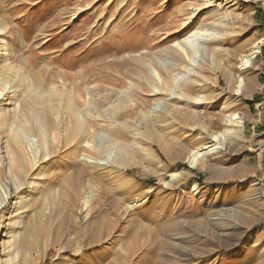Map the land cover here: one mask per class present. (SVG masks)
Masks as SVG:
<instances>
[{"label": "rangeland", "instance_id": "374dc122", "mask_svg": "<svg viewBox=\"0 0 264 264\" xmlns=\"http://www.w3.org/2000/svg\"><path fill=\"white\" fill-rule=\"evenodd\" d=\"M92 13L96 16L89 28L72 39L70 34ZM55 20L58 26H46ZM0 25V67L8 69L6 79L20 81L37 95L53 96L49 116L39 122L19 110L12 84L0 88V105L5 103L10 112L11 146L0 135V170L6 153L23 167L19 178L6 162L0 176V264H24L25 257H39L34 264H141L143 258L264 264V0H0ZM27 25H35L34 55L23 49ZM184 44L192 48L190 57L182 55ZM170 60L180 64L176 75L169 70ZM72 61L83 73L76 112L85 135L67 152L65 124L73 88L62 77H49L50 86L37 90L34 77H46L48 67ZM140 62L156 77L146 81L148 97L135 100L130 79L125 86H113L110 79ZM190 62L195 67L187 74ZM163 77L169 89L151 93ZM196 77L195 92L185 93L180 85ZM195 98L205 101L190 103ZM220 104H228L225 112L210 110ZM218 114L232 116L235 126H226ZM109 138L111 144H105ZM99 144L105 155L127 144L132 151L124 156L128 167L115 166L99 183L86 175L75 214L65 224H51L47 195L65 190L76 161L106 164L107 158L96 160ZM81 148L85 154L79 157ZM193 152L205 159L200 166L192 165ZM18 184H24L23 191L16 190ZM194 185L199 189L193 191ZM103 189L117 199L99 213ZM38 206L42 219L58 226L46 247L37 236L39 244L25 249L20 238L26 223L35 221ZM103 215L116 222L109 238L101 241L96 235L87 241L83 236L79 243L77 230ZM160 221L171 224L166 231L174 250L155 256L157 243L152 242L160 237ZM140 233H146L142 239L148 242L129 261L118 263Z\"/></svg>", "mask_w": 264, "mask_h": 264}, {"label": "bare ground", "instance_id": "6f19581e", "mask_svg": "<svg viewBox=\"0 0 264 264\" xmlns=\"http://www.w3.org/2000/svg\"><path fill=\"white\" fill-rule=\"evenodd\" d=\"M95 16H96V13H92L91 15H89V20L87 22L82 23L80 26H78L77 29L75 30L76 33L73 35L70 34V37L74 40H77L79 38V34H81L82 32L86 31L89 28V24L91 21H93L95 19ZM49 25L58 26L59 22H57V20L51 21V22L49 21L46 26H49ZM33 26H35V25H30V26L27 25L26 31L23 32V37H25V39H24L25 42H23V45H24L23 49L27 48L26 52H29L31 55H34L36 52V49L33 47L32 41H31L33 38V35H34V30L31 29ZM44 26H45V24H44ZM34 29H35V27H34ZM3 30H4L3 27L0 28V34H1V32H3ZM65 36L66 35H63L62 37H65ZM61 44H62V40L58 39L56 47H58L59 50L62 49L60 47ZM177 44L180 46L179 43H175L174 46ZM178 45H177V47H178ZM188 45L184 44L182 55L184 54V55H187L188 57H190L192 55V48H191V46H188ZM212 48L207 47V48H205V50L211 52V50H214ZM73 49H75V47H72L69 51H71ZM76 50H78V49H76ZM254 55H255V53H253V56ZM184 59H185V57H183V56L180 57V60H184ZM175 62H173L172 60L168 61V65L170 68L169 70H171L172 74H174V75L179 73L178 70L180 69V64L175 63ZM2 63H4V62H2ZM2 63H0V64H2ZM190 63H189L190 66H189L187 74H190L195 67V64H193V62H190ZM139 64L140 65L137 68L130 69L129 71H126V72L124 71V74H122L121 77L119 76V77L115 78L114 80L113 79H110V80H112L111 82H112L113 86H117V85L125 86L126 80L130 79L132 81V86L135 87V89L133 91V98L135 100H139V99L144 100L145 97H148V93L150 92V86L148 83H146V81H150V80L155 81L156 76L153 74V72L151 73L149 69L143 67V63L140 62ZM61 66H63L62 68H65L66 71H62L60 68ZM76 66H77V61H72L71 63L66 64V65L64 63H57L56 66L48 67L47 69L44 70L46 77H41V76L34 77V84H35V87L37 88V90L46 89L48 86H50L49 77L50 78L62 77L65 80H68L70 82V85L73 88V90L71 91L70 97H69L70 100L68 101L67 120H66V124H65V128H66V131L68 133L67 139L65 141L66 146L68 147L67 152H71V150L74 148L73 145L75 143H79L80 140H82L84 135H85L84 127L81 124L80 117L76 112L77 106H79L81 104V100H80L81 97L77 96L76 92L78 94H80V92L83 90L82 85L79 84L78 80H80V78L82 76L81 74H83V73L79 70L77 71ZM191 66H192V68H190ZM7 73H9L8 69L1 66L0 67V88H2V85L6 82L10 83V85L12 84V87L14 86V88H15L14 98H15V100H18V102H19V104H18V106L20 107L19 110L25 111L28 114V116L30 118H32V120H34V121H39V120L41 121V118H44L49 112L47 104H48V101L52 100L53 96L52 95L40 96L39 94L37 95L31 91L29 86L21 84L20 81L17 80L14 82L11 77H10V80L9 79L7 80L5 77V75ZM39 73H41V71H39ZM169 74H171V73H169ZM40 75H42V74H40ZM197 78L198 77H196V79L191 78L189 83L184 82L180 85V87L182 86L185 93L191 94L193 91L195 92L194 85L197 84ZM164 79H165L164 77H163V79H161L162 84L159 86L160 88L152 90L151 93L156 94V93H160L161 90L164 91V90L169 89L167 84H165ZM179 79L180 78H178V80ZM5 80H7V81H5ZM136 88H138L140 91H137ZM89 92H90L89 94H91L92 91H89ZM100 101L101 100L99 98H97L96 102H100ZM198 101H199V103H203L205 101V99L199 98V99L190 101V103L196 105V104H199V103H197ZM12 103H13V101H12ZM132 103H135V102L133 101V102H130L129 104H132ZM4 104L0 105V111L5 110L1 114V117H0V135L3 139L5 138L6 139L5 142H7V137H8L7 136V134H8V121H7L8 119L7 118L10 115V112L7 111L9 109L4 108L5 107ZM164 105H166V103H164ZM227 106H228V104H227ZM227 106L225 104H220L218 107L216 106L214 108H211L210 110H213V111L220 110L223 112L224 110L227 109ZM16 110H15V112H16ZM51 111H52V109H51ZM51 111H50V113H51ZM14 113H12V114H14ZM163 114H164V112H163ZM210 114L211 113H208V115H210ZM196 115H198V114H196ZM222 115L220 116V114H218V116H220L222 118V120L224 121L226 126H228V127L235 126V122L233 121L235 119H233L232 116H230V117L224 116L223 117ZM24 116H26V115H24ZM47 116H49V114ZM200 118H205V117H200ZM12 120H15V119L13 118ZM27 122H29V121H27ZM10 124H12V123H10ZM17 124H19V123H17ZM13 125H15V124H13ZM21 125H23V124H21ZM210 128H213L212 125H210ZM152 131H153V129H152ZM24 133H25V131H24ZM17 138H15V139H17ZM215 138H217V137H215ZM20 140H21V138H20ZM0 141H1V139H0ZM107 141L108 142H105V144L109 143V142L111 144L112 139L109 138ZM217 144H220V142L215 143L214 145H211V146H206L204 149H209L210 147H213ZM11 145H13V144H11ZM8 146L11 147L9 143H8L7 147ZM10 150H9V152H10ZM83 150H84V148L80 149V156L79 157H82L81 155L85 154L83 152ZM95 150L97 151L96 155L100 158V159H96V160H102L104 158H107L108 162L106 164L100 165L101 163L97 162L96 164L93 163V164H88V165L82 166L81 162L79 163L76 161V168L74 169V172H72V174L70 175L72 177V179L69 180V184H68V186H66L65 190H64V188H62L58 191V193L56 195L55 194L54 195H52V194L47 195L48 203L51 204V206H50V218L53 219L51 224H54L56 222H58V224L61 223V225L65 224L67 222L68 218L71 217V214H75V211L78 207V204H79V201H80V198L82 195V190L84 189L86 182H87L86 175L90 176L89 177L90 181L99 183L101 180H103L108 175V173L109 174L113 173L112 170L115 169V166L120 167V168L128 167L124 156L126 154L127 155L131 154L132 151L127 144H124V145L122 144V146H120L119 150H117V149L110 150L109 153H107V155H105V151L103 149L102 144H99L98 148H95ZM121 153H124V154H121ZM7 154L8 153H6L4 155V161L2 160L3 166L0 170V176L2 175V173H4V171H5L4 167L6 166L5 163L7 162L8 165H10L12 172H14L16 175H18L19 178H21V176L23 175V167L19 165L18 160H16L13 157L11 159V156L9 157V154L8 155ZM192 154H193V159H192L193 164L192 165L195 167H197L198 165L200 166L203 158L200 157L199 152H197V153L193 152ZM116 183L120 184L121 186L124 185V182L119 180V179L116 180ZM18 185H16V190H22L24 188V184H18ZM198 189H199V187L194 185L193 191H196ZM114 196L115 195L112 194L110 191L106 192V190L103 189V191H101L98 195L100 202L96 208L97 211L99 213H102V212H106L109 208H111L112 201L115 202L117 199V197L114 198ZM127 197H128V194L125 193L123 195L122 200L125 201L127 199ZM39 207L40 206H38V209L36 211L35 221L34 222L28 221L26 223L25 231L20 238L19 244H20V246L22 245V247H25V249L28 248L31 250L34 247H36L37 244H39V243H44L43 246L46 247V244H47L48 240L50 239L51 231L54 228H56V226H58V224H55V226L50 225L49 221H47L46 218H45L46 220L42 219V217H45V214L42 212L41 207L40 208ZM143 213L145 214V216H144L145 218L149 217L148 213H145V212H143ZM149 214H151V212H149ZM109 217H110L109 215H106V216L103 215L102 217L97 219L93 224L86 226L82 230H77V231H80V233H78V239H77L78 242L83 243L85 237L87 240V239H91L93 236H96V235H98L100 237L101 241L104 240L105 238H109L110 234H112V232L114 231L115 223H116L114 220H111ZM72 219H74V218H72ZM170 225H171L170 223H165L164 221L157 222V227H159L160 237H159L157 242H156V240L154 242H152V243H157V246H156L157 248L154 247L153 248L154 250H152L151 254H155V256L156 255L158 256L159 254L165 255L168 251L170 252V251L174 250V247L172 246L173 242L169 238L167 231H166V229H169L171 227ZM215 225H217V224L215 223ZM82 232L84 233V235ZM140 234H141V236L136 237L134 239V241L132 242L130 249H129V252L127 254L122 255L121 257L119 256L118 263L120 261L121 262L129 261L130 256L134 257L137 254V251L140 249V247L148 242L145 239H142L143 235H145L146 233H140ZM37 236L40 237L39 243L36 242ZM83 236H84V239L82 238ZM86 240H85V242H86ZM171 242H172V244H171ZM151 247H153V246H151ZM16 248H17V245L12 247L13 250ZM211 251L212 250H208V252H211ZM263 252H264V250H263ZM208 254H210V253H208ZM98 258H100V257L98 256ZM152 260L153 259L146 260L145 258H143L141 260V264H144V263L145 264H179V262H177L175 260H170V259H160V260H154V261H152ZM37 261H39V257H38V259H35V260H32L29 257L24 258V264H34V263H37ZM238 264H240V263H238Z\"/></svg>", "mask_w": 264, "mask_h": 264}]
</instances>
